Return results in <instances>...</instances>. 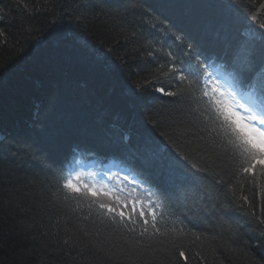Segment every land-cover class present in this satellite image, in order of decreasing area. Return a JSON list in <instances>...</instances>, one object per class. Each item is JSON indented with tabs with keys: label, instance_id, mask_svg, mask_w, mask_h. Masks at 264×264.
I'll list each match as a JSON object with an SVG mask.
<instances>
[{
	"label": "trees",
	"instance_id": "1",
	"mask_svg": "<svg viewBox=\"0 0 264 264\" xmlns=\"http://www.w3.org/2000/svg\"><path fill=\"white\" fill-rule=\"evenodd\" d=\"M261 3L0 0V264H264V169L243 171L193 75L264 46ZM77 159L130 171L158 206L66 198Z\"/></svg>",
	"mask_w": 264,
	"mask_h": 264
},
{
	"label": "snow or ice",
	"instance_id": "2",
	"mask_svg": "<svg viewBox=\"0 0 264 264\" xmlns=\"http://www.w3.org/2000/svg\"><path fill=\"white\" fill-rule=\"evenodd\" d=\"M260 8L264 9V3L260 4ZM251 19L252 23L256 24L257 18L253 16ZM258 28L261 39L264 40V23H259ZM176 39L181 40L182 37L177 36ZM254 40L255 37L252 38V42L238 51L236 61L231 65L232 71L229 73L231 79L225 78L218 71L214 72L212 75L215 76V79H206L201 90L202 98H206L205 102L214 114V120L219 122V128L228 145L231 146L235 154L243 158L244 163L250 165L243 168L245 173L252 172L256 164H260L264 169V46L255 47ZM209 75L207 68H205L204 76L208 77ZM180 79L183 80L185 77L181 76ZM221 81L226 83L231 91L222 87ZM198 82L199 78L197 77ZM239 87L247 89L244 94L247 103L244 105H238L235 102V95L239 93ZM156 90L165 95H174L165 92L163 88ZM181 159L184 158L181 157ZM60 188L66 193V198L84 196L91 197L95 201L98 197L111 198L113 195L106 185L97 186L95 183L84 182L79 172L69 173L63 179ZM99 207L107 209L109 213L116 212L114 207L103 201L100 202ZM223 207L225 211L228 210L227 205ZM132 213H135V209L132 210ZM117 214L123 221L125 213L120 211ZM150 214L153 219L152 227L159 232L155 223V214ZM139 216L144 219L145 212L141 211ZM129 219L135 223L132 214L129 215ZM147 223V219H144V224L147 225ZM260 223L264 224V219H261ZM147 231L148 229L145 227L144 232ZM261 235L264 236V233ZM180 256L184 257L185 253L181 251ZM256 264H261V262L257 261Z\"/></svg>",
	"mask_w": 264,
	"mask_h": 264
},
{
	"label": "rangeland",
	"instance_id": "3",
	"mask_svg": "<svg viewBox=\"0 0 264 264\" xmlns=\"http://www.w3.org/2000/svg\"><path fill=\"white\" fill-rule=\"evenodd\" d=\"M211 74H213L210 71ZM225 78L227 76L223 75ZM215 79L214 75H210L209 80ZM228 79V78H227ZM222 87L228 89V85L221 81ZM231 99V97H229ZM235 102L238 105H244L247 100L244 98L240 92L235 95ZM243 111V109H241ZM78 160L73 167L72 173L79 172L82 176L84 182L95 183L97 186L103 184L112 192V198L117 203V206L121 205L123 210L126 212H131L133 209L135 211H140L146 208L153 211L154 207L158 206L154 199L151 197L148 191L140 185V181H137L133 175L127 171L121 170L119 167L106 165L103 168H98V166L90 164L83 165L84 162H79ZM77 165V168H75ZM142 186V187H141ZM119 198L118 200L116 198Z\"/></svg>",
	"mask_w": 264,
	"mask_h": 264
},
{
	"label": "bare ground",
	"instance_id": "4",
	"mask_svg": "<svg viewBox=\"0 0 264 264\" xmlns=\"http://www.w3.org/2000/svg\"><path fill=\"white\" fill-rule=\"evenodd\" d=\"M158 23L159 24H164L167 28H169V29H171V27H170V25H172V26H174V23L173 22H171L170 21V18L168 19H165V18H161V21L159 22V21H157V25H158ZM155 29H153V31H154ZM202 38L200 37V40L198 39V37H196V36H191L190 37V39H189V42H191V44H193L194 46H195V48H204V49H211V45H208V44H205V43H203L202 42V40H201ZM205 41L207 40V39H204ZM211 44H212V42H210ZM200 49V50H201ZM188 51V50H187ZM202 51V50H201ZM199 55H200V53H192L191 55H190V58H189V60L191 59L192 61H194V60H196L198 57H199ZM126 130H127V132H128V128H126ZM79 162H83V161H79ZM96 162V161H95ZM94 162V163H95ZM83 165H87V163H85L84 162V164ZM97 166H98V168H102L103 167V165H104V163L102 162V163H97L96 164ZM75 168H77V165H75ZM194 170H195V175H196V173H198V167L197 166H195L194 167ZM187 175V174H186ZM188 176L189 175H187L186 177L188 178ZM188 180H190V181H192V182H194L195 181V179L194 178H191V179H188Z\"/></svg>",
	"mask_w": 264,
	"mask_h": 264
}]
</instances>
